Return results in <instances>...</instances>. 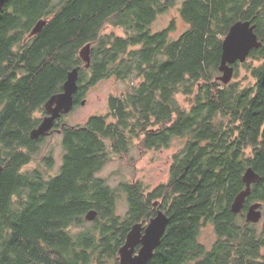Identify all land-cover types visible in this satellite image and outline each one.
I'll return each mask as SVG.
<instances>
[{
  "label": "trees",
  "instance_id": "16d2710c",
  "mask_svg": "<svg viewBox=\"0 0 264 264\" xmlns=\"http://www.w3.org/2000/svg\"><path fill=\"white\" fill-rule=\"evenodd\" d=\"M178 4L189 29L178 38L174 23L155 31L157 17ZM42 19L44 28L29 38ZM239 20L256 24L262 45L251 50L250 62L234 64V76L244 66L254 81L226 84L218 79L222 44ZM106 23L123 34L104 32ZM87 44L89 67L80 56ZM76 67L77 105L105 79L129 87L110 97L107 114L82 125L60 122L58 174L27 168L46 138L30 133ZM175 138L185 142L169 180L153 189L140 180L114 188L97 176L136 140L143 149H161ZM43 161L52 165L53 156ZM0 164V264H120L132 227H145L159 209L168 226L147 264H264L262 238L245 219L251 204L264 203V0H3ZM250 167L259 178L236 214L232 203ZM93 210L97 216L88 220ZM208 224L216 233L210 248L199 240Z\"/></svg>",
  "mask_w": 264,
  "mask_h": 264
},
{
  "label": "rangeland",
  "instance_id": "374dc122",
  "mask_svg": "<svg viewBox=\"0 0 264 264\" xmlns=\"http://www.w3.org/2000/svg\"><path fill=\"white\" fill-rule=\"evenodd\" d=\"M174 23L173 38L180 37L189 29L187 24L179 13V4L170 11L161 14L154 21L152 28L155 31L165 29ZM104 32H115L123 34V30L115 27L110 23H106L103 27ZM250 62V59H247ZM253 63H257L254 62ZM218 75H222L220 72ZM234 81H240L243 84L253 82V78L246 69L241 66L238 76H234ZM129 87L127 81H121L115 78L105 79L92 87L84 96L85 103L72 108V110L62 117V121L70 126L82 125L93 115L107 114L109 112V99L112 95H120ZM181 102H186L184 97H180ZM37 117L42 116L41 113L35 114ZM45 140L41 142L39 153L36 159L27 166V168H41L46 170L49 175L59 173L62 165L64 149L62 145V132H52L45 136ZM184 138H175L168 147L161 149H143L141 142L138 140L131 146L125 155L112 154L111 159L97 173L98 177L104 178L112 187H117L123 181H142L149 189H153L158 185L167 182L170 177V166L172 158L184 145ZM47 155L53 156L52 165H48L43 161ZM264 212V204L262 206ZM128 210L127 201L124 195L120 196L118 202V212L124 215ZM259 233L264 236V217L260 223L256 225ZM199 240L207 247L216 240V233L211 224L204 226L200 232ZM264 256V249L262 251ZM264 261V260H263Z\"/></svg>",
  "mask_w": 264,
  "mask_h": 264
},
{
  "label": "water",
  "instance_id": "95a60500",
  "mask_svg": "<svg viewBox=\"0 0 264 264\" xmlns=\"http://www.w3.org/2000/svg\"><path fill=\"white\" fill-rule=\"evenodd\" d=\"M2 2L3 0H0V6ZM46 23V20H39L29 34V38L40 33ZM261 45L262 42L256 32V24L250 20L235 22L223 40L220 65L222 75H219L218 79L226 84L231 82L235 73L234 64L246 61L251 50ZM90 54L91 44H87L80 51L85 67L90 66ZM78 78L79 68L76 67L69 72L63 85V91L53 95L45 104L48 115L44 116L41 123L31 131L30 135L33 139L51 134L57 120L72 110L74 93L78 90ZM2 170L3 166L0 164V172ZM243 178L246 188L235 197L232 203V212L236 214L243 211L246 198L251 193V185L259 178V174L250 167L244 173ZM262 206V202L251 204L246 213V221L260 222L263 216ZM96 216L97 212L93 210L87 214L86 218L93 220ZM168 221V215L159 209L157 215L145 227L141 223L135 224L127 235L126 243L120 249V264H147L161 243ZM137 246H140L138 250Z\"/></svg>",
  "mask_w": 264,
  "mask_h": 264
},
{
  "label": "flooded vegetation",
  "instance_id": "af4514ba",
  "mask_svg": "<svg viewBox=\"0 0 264 264\" xmlns=\"http://www.w3.org/2000/svg\"><path fill=\"white\" fill-rule=\"evenodd\" d=\"M75 96V95H74ZM84 101V98H82L81 100H80V102H79V104L80 103H82ZM75 106H77V104H76V102H75V98H74V107ZM73 107V108H74ZM62 121V116L57 120V122H56V124H55V127H54V129H53V131L52 132H62V129L59 127V124H60V122ZM61 168V167H60ZM255 203V202H254ZM264 204V203H263ZM248 211V210H247ZM263 212V211H262ZM247 213V212H246ZM245 213V214H246ZM264 217V212H263V216H262V218ZM245 219H246V215H245ZM246 223L248 224V223H251V224H253V225H255V227H256V225L257 224H259L260 222H258V223H252V222H247L246 221ZM262 233H259L257 236L259 237V238H262V239H260L261 241H262V245L260 246V254L261 255H263V253H262V251H263V249H264V236H263V234L261 235ZM161 244V243H160ZM214 244V243H213ZM213 244L211 245V247L213 246ZM260 260V259H259Z\"/></svg>",
  "mask_w": 264,
  "mask_h": 264
}]
</instances>
